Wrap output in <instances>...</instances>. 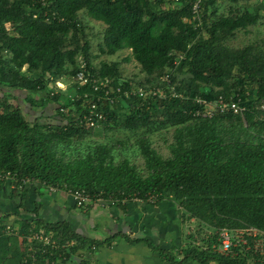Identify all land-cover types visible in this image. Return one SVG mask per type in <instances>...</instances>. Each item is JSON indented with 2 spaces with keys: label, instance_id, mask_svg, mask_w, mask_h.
<instances>
[{
  "label": "trees",
  "instance_id": "16d2710c",
  "mask_svg": "<svg viewBox=\"0 0 264 264\" xmlns=\"http://www.w3.org/2000/svg\"><path fill=\"white\" fill-rule=\"evenodd\" d=\"M163 2L0 0V173L14 174L10 197L19 203L13 213L24 237L31 229L44 227L63 242L79 241L72 247L78 250L99 242L79 235L65 221H44L40 200L31 218L22 215L28 212L25 196L31 188H46L38 185L46 183L60 189H86L102 193L118 206L135 199L147 201L152 194L155 203L173 199L197 222L185 237L187 243L175 253L176 247L162 249L149 243L170 264H264V252L257 247L264 243V39L243 47L228 44L238 30L257 25L263 16L258 10L237 8L231 14L220 13L218 0H204L202 24L196 26L190 0H181L171 9H163ZM80 11L106 25L102 52L112 55L131 49L146 74L145 82L134 86L133 80L122 77L117 61L102 62L100 67L93 64ZM83 63L92 76L110 77L123 88L147 90L144 98L117 99L107 109L104 124L108 127L125 117L123 126L130 130L174 127L169 156L158 152L146 135L137 139L144 168L128 157L117 159L112 144L87 142L81 150L78 141L104 124L96 128L78 124L83 100L73 102L56 82L76 86L74 76ZM163 75H170L169 81ZM155 76L161 80H154ZM171 84L185 97L171 96ZM152 89L160 93L153 96ZM13 90H27L32 96L43 93L39 100L30 98L29 104L36 108L56 104L54 119L33 118L23 104L10 100ZM237 92L244 97L243 113L194 115L204 106L195 100L197 96L227 100ZM73 104L75 116L60 111L61 106ZM161 110L163 118L158 119ZM26 179L33 186L20 188ZM37 195L41 198L42 193ZM250 227L257 229L256 235L245 233L228 251L220 250L222 229L237 232ZM24 256L17 237L0 234V264H21ZM74 257L67 255L69 262L77 264Z\"/></svg>",
  "mask_w": 264,
  "mask_h": 264
},
{
  "label": "crops",
  "instance_id": "0c3cea01",
  "mask_svg": "<svg viewBox=\"0 0 264 264\" xmlns=\"http://www.w3.org/2000/svg\"><path fill=\"white\" fill-rule=\"evenodd\" d=\"M63 92L67 95L66 90L63 89ZM12 95L10 100L23 104L33 118L41 116L42 121L54 119L56 104L50 103L45 108H36L29 104L30 98L39 100L43 93L32 96L27 90H13ZM37 188H31L25 196L28 212L22 215L31 218L35 202L40 200V216L44 221H65L79 235L99 242L87 243L78 250H72V247L80 245L79 241L74 240L75 243H71L65 250L74 254V259H81L77 264H87L89 257L93 259L94 264H170L158 251L152 250L149 243L152 242L162 249L176 247L174 253L185 244L187 229L184 225L183 210L171 198L162 199L157 203L135 199L119 206L107 201L82 209L66 192H49L46 188ZM10 190L9 182L0 187V222L14 225L13 222L16 221L17 226H20L18 217L13 213L18 211L19 201L10 197ZM37 192L42 193L41 198ZM3 212H10L11 215L4 217L1 215ZM17 226L15 227L18 228ZM136 239L140 241L134 243L133 240ZM187 264L197 263L190 261Z\"/></svg>",
  "mask_w": 264,
  "mask_h": 264
},
{
  "label": "built area",
  "instance_id": "2783aa9c",
  "mask_svg": "<svg viewBox=\"0 0 264 264\" xmlns=\"http://www.w3.org/2000/svg\"><path fill=\"white\" fill-rule=\"evenodd\" d=\"M181 0H164L162 8L171 9L180 4ZM203 2L204 0H190L191 4V20L195 22L196 26H201L202 16H203ZM188 20V19H187ZM181 56V55H179ZM179 61V58L176 59ZM170 75H165L163 78L169 81ZM76 86H72V92L67 94L72 98L73 102L75 100H83V110L84 112L81 115H76V122L84 127L96 128L107 121V109L113 108L117 102V99L124 96L127 99H131L132 96L137 98H144L146 96L147 90L144 87L139 88H123L120 84H116L110 77L102 76H92L86 69V64L83 63L81 69L74 76ZM58 84L61 81L57 82ZM64 83V82H62ZM89 85L86 89H82L83 86ZM171 90V96L175 97H185L179 94L174 85H169L168 87ZM153 96L160 93L158 90H150ZM249 90L246 92V95L249 94ZM167 97V96H166ZM224 96H219L217 100H206L201 97H196L195 100L200 104H203V109H197L194 112V115L202 118H212L218 114V112H225L231 110L235 113H243L245 106L243 105L244 97L240 92L231 95L227 100ZM72 106V105H71ZM61 106L60 111L67 113L71 116H75L73 113L76 112L77 106ZM264 108V105H262ZM14 174L11 172L0 173V182H11L13 180ZM39 186H46L51 192H59L64 190L68 193L75 204L82 208L86 209L95 204H102L111 199H106L102 193H91L86 189H71L64 186V189H60L54 185H48L46 183L40 184ZM22 186H33L32 182L29 180H23L19 187ZM148 202L155 203L157 197L155 195H150L148 197ZM14 228L11 223H1L0 222V234L4 230H10ZM257 234V229L250 227L245 230H238L237 232H230L228 229L224 228L219 233V238L221 241L220 250L228 251L236 242L242 241L244 234ZM32 237V236H30ZM237 238V240H235ZM33 242H37V245H33L28 250L25 251V256L21 264H67L69 263L67 259L69 250H65L74 244V240L62 241L60 236H55L46 229H41V231L36 232L35 237H32ZM235 240V241H234ZM246 242V240H243ZM55 258V260H53ZM92 258L87 259V264H94ZM72 263V262H71ZM75 264V263H73ZM79 264V263H78Z\"/></svg>",
  "mask_w": 264,
  "mask_h": 264
},
{
  "label": "rangeland",
  "instance_id": "374dc122",
  "mask_svg": "<svg viewBox=\"0 0 264 264\" xmlns=\"http://www.w3.org/2000/svg\"><path fill=\"white\" fill-rule=\"evenodd\" d=\"M217 6L219 12L224 14H231L233 12H236L237 8L240 9V11H243L245 9L258 10L263 16V18L259 21L257 25L249 26L246 29L238 30L236 32V36L230 38V40L228 41L229 45L233 47H243L249 43L264 39V0H241L239 2H234L232 0H218ZM79 14L85 25L86 35L91 43L90 53L92 55L93 64L97 67H100L102 62L117 61L120 64L122 77L133 80V83H135L134 86H136L137 84H141V82H145L146 74L143 73L140 64L132 57L131 49H125L112 55L102 52L101 46L104 44L103 34L106 25L101 21L93 19L85 11H80ZM155 77L154 80H158L161 78V76ZM56 85L57 87L62 88V90H66L67 94H70L72 92L73 88L71 85L68 84V82H61L59 84L56 82ZM53 106L55 107V105ZM163 114V110L159 111V117L157 118L162 119ZM124 120L125 117H119L117 118V120L111 123V125L109 124L108 127L104 124L94 129L93 132H91L87 136L81 138L78 141L79 144H82L81 147L83 148L81 150L84 149V147L86 146L85 143L87 142H104L112 144L116 146L117 159L128 157L140 168H144L145 158L141 152L140 147L137 145V139L146 135L150 137L152 141V146L158 152H160L165 157L170 155L169 144L173 139L174 127L167 126L161 127L159 129L153 128L150 131L146 128L141 130H130L126 129L123 126ZM182 215L185 223L184 225H186L187 229L186 235H188L192 230H195L197 222L194 219L191 220L190 218H188V215L185 214L184 211L182 212ZM15 222H13L14 228L2 231L1 235L17 237L19 246L22 250H28L30 247H33V245H37V242H33L32 237H35L36 232L41 231V228H39L38 231H33L31 229L30 234L24 237L20 226H17ZM15 226H17L18 228H16ZM202 229L204 232L206 231V227L204 225H202ZM186 243L187 242H185V244ZM257 247L264 252V243H260V245H258Z\"/></svg>",
  "mask_w": 264,
  "mask_h": 264
},
{
  "label": "water",
  "instance_id": "95a60500",
  "mask_svg": "<svg viewBox=\"0 0 264 264\" xmlns=\"http://www.w3.org/2000/svg\"><path fill=\"white\" fill-rule=\"evenodd\" d=\"M75 260L79 262L81 259L80 258H75Z\"/></svg>",
  "mask_w": 264,
  "mask_h": 264
}]
</instances>
